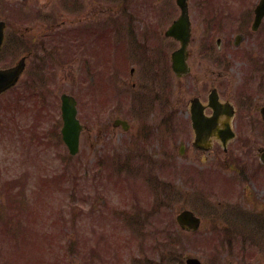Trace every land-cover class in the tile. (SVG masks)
Listing matches in <instances>:
<instances>
[{
  "label": "rangeland",
  "instance_id": "1",
  "mask_svg": "<svg viewBox=\"0 0 264 264\" xmlns=\"http://www.w3.org/2000/svg\"><path fill=\"white\" fill-rule=\"evenodd\" d=\"M108 2L118 10L119 20L123 15L127 21L130 18L139 21L132 23L136 27L137 45V40L142 42L141 39L149 37L141 48V57L152 59L154 50L151 47L157 44V40L162 41L160 51L165 53V74H162L160 62H156L153 68L163 75L164 86L159 89V85L147 76V65L135 56L131 65L126 66L119 61L117 65L121 70L110 79H103V75L94 69L95 74L87 75L86 70L80 68L85 55L72 52L68 43L65 47L67 56H64L68 57V63L60 66V61L55 60L53 73H49L45 66L39 65L41 61H37V55L42 52L37 47L22 83L0 98V112L6 114L8 125L0 140V182L6 188L3 199L0 198V264H127V257L130 264H180L174 256L195 252L204 254V250L211 248V242L216 241L214 237L218 232L206 236L201 232L193 234L181 231L175 217L185 208L211 216L209 202L228 199L224 189L234 192L238 184L234 182L229 185L216 174L202 176L193 169L195 160L187 159L186 155L179 159V142L185 134L175 124L170 125L171 128L163 126L166 118H171L174 112L171 114L173 110L170 111V105L159 107L157 92L159 89L162 94L166 83L167 86L171 84L169 91L173 92V101L199 95L211 85V81H215L214 78H219L215 73L211 76L204 73L207 67L215 72L220 70L209 59L217 62L227 57L233 63L232 73L237 75L239 60L245 58L249 68L254 67V62L264 57V47L232 45L231 42L238 36V29L230 15L229 31L217 28L216 36L224 40L221 50L214 45L208 52L201 51L196 41L190 49L192 73L178 80L173 77L170 67L171 53L179 44L173 39L162 40L161 37L164 38V32L179 11L174 8V12L162 15L161 19L155 13L165 8V4H174V0ZM194 2H190L193 41L202 40L203 37L199 35L204 34L205 28L201 20L203 13ZM17 3L0 0V18L6 19L13 31L16 28V33L32 24L31 19L18 20L13 17L20 12L17 8L29 10L33 7L42 18H53V11L59 16L62 10V7L59 10L55 7L56 2L50 4L48 0H28L24 2L25 7ZM69 3L72 8L69 23L89 28L87 24L90 21L97 19L99 22L95 18L98 9L92 7L91 0L86 6L81 3L83 9L76 3ZM225 5L231 11L238 9L237 2L233 0L226 1ZM140 21L143 30L138 27ZM51 23L47 21L45 26ZM129 25L128 22L124 24ZM129 31L134 39L133 29L129 27ZM84 37L85 44L93 42L94 45L99 40L91 32ZM28 40H32V35ZM28 48L24 44L12 48L10 54L7 53L0 60V66L14 64L29 53ZM95 49L102 50L106 55L109 51L104 44ZM121 56H126L125 51L121 52ZM147 62L151 64L149 60ZM95 67L100 68L101 64L97 63ZM130 67L136 69L134 81L130 76ZM90 68H93L92 63ZM35 70L41 71L36 74L40 76L39 79L31 76ZM204 75L205 78H200ZM91 76H94L93 81ZM133 83H137L138 87L134 88ZM25 91L32 94L36 104L31 100L26 101L30 112L19 114L23 118L20 121L18 117L14 119L15 112L18 114L15 105L19 95ZM62 93L77 98L79 118L86 128L77 156H70L59 136L58 110ZM17 119L15 125L14 120ZM116 119L128 121L133 126L132 131L127 133L122 128H114ZM51 127L57 128L58 136L48 141L44 131L48 132ZM260 127L264 128V125ZM13 129L17 136L13 134ZM32 129L39 138L37 143L30 137H25V140L18 137L20 134L25 136ZM133 139L138 140L134 151L130 149ZM19 140L23 142L18 144ZM26 144L33 151L28 159L23 157ZM196 166V170H202L198 163ZM197 192L199 195H195ZM207 193L208 197H205ZM129 208H132V213L126 218L115 213L116 210ZM160 227L166 229L161 232ZM139 228L143 230L139 232ZM139 235L144 237L142 242L138 241ZM155 242L158 244L156 249ZM255 242L264 248V237L253 239L248 244L252 251L246 255H254Z\"/></svg>",
  "mask_w": 264,
  "mask_h": 264
},
{
  "label": "flooded vegetation",
  "instance_id": "2",
  "mask_svg": "<svg viewBox=\"0 0 264 264\" xmlns=\"http://www.w3.org/2000/svg\"><path fill=\"white\" fill-rule=\"evenodd\" d=\"M11 1H18V6H24V2H26L23 0ZM48 1L50 4L56 2L55 7L58 10L62 7L59 13L64 16L61 17L59 14V18L53 11V18H42L39 16V12L35 13L33 7L29 10L23 7L17 8L20 12L12 16L18 20L31 19L32 24L24 26V28L21 27L19 33H16L15 28V31L9 33L10 40L9 38L7 40L8 36L6 35L5 42L8 41L9 48L14 49L17 48V45L24 44L25 47H30L28 48L30 51L28 54L31 55L35 54L38 48L44 49L37 55V61L40 62L45 59L46 63L53 68V59L59 60L60 66L68 63V57L64 58V56H67V54L65 55L67 43L71 44L72 52L74 51L79 55L87 54L88 48L82 40L84 30L79 25L69 23L72 20L70 17L72 8L69 1L78 4L83 9L81 3L86 6L88 0ZM195 1L193 4H197V8L203 13L204 18L201 20H203L202 23L205 28L203 29V40H194L191 41V44L198 41L201 51L208 52L214 45L221 50L224 46V40L222 37L216 36L217 28H220V30L230 28L228 21L230 15L232 21L235 19L236 29H238L236 41L239 42L240 46L250 44L253 47L260 45L264 47V17L255 28V9L261 0H238L236 14H231L228 5H225L228 0ZM190 2L191 0H189ZM111 4L108 0H91L92 7L96 6V9H98L95 18L97 17L99 22H97V19L90 21V24H87L89 28L85 27V30L88 34L93 30L96 36L99 37V40L94 42L95 48L99 45L103 46V44L109 48L107 55L102 50L96 49L94 67L97 66V63L101 64V67H95L94 70L98 71L99 75H103V79H110L113 75L119 74L121 70L117 65L119 61H122L120 64L131 65L132 58L135 56L137 60L147 65V76L157 81L159 89L162 88L165 79L161 76L165 74L164 68H166V61L163 57L165 53L160 51L162 41L157 40V44L152 46L153 48L151 47L154 50L152 59L145 56L141 57V48L144 47L145 40L149 41V37L144 35L148 39H141L142 42L137 40V45L134 30L136 27L132 23L139 21L131 18L127 21V17L125 18L123 15L119 20L117 18L118 10L111 7ZM164 6L165 8L161 9L162 12L160 10L155 11L160 19L166 13L174 12V8L179 11L176 0H174V4L168 3V6L167 4ZM47 21L52 23L45 26ZM123 22L130 24L129 27L134 32V39L129 33L128 26L120 27ZM138 25L143 30L141 21ZM29 35H32L31 41L28 40ZM163 36L164 38L161 37L162 40L173 39L179 44L174 38L166 36V31ZM199 36L202 37L203 34ZM150 41L152 40L150 39ZM234 42L235 39L231 44ZM156 48H158V51H155ZM122 51H125L126 56H121ZM153 55L155 56L153 57ZM158 55L159 57L162 55V57L159 58ZM190 57L191 51L187 59L188 73L184 76H176L170 67L173 77L179 80L192 73L193 66L189 63ZM251 59L253 60V58ZM148 60L151 63L150 65L147 62ZM209 60L220 70L215 72L207 67L204 73L209 76L215 73L219 78H214L215 81H211V85L207 86L201 94L189 96L188 99L182 97L173 101L174 107H172L173 111L171 113L174 112V115L171 117L172 119L170 118V121L163 123L165 127L167 124L180 126L185 134L179 142V159L186 155L187 159L195 160L192 164L194 165L193 169L202 173V176L209 177L216 174L219 175L221 181L229 185L234 182L238 184L234 192L224 189V194L228 199L223 198V202L215 203L213 200H209L211 204L209 212L212 215L208 216L207 220V217L205 220L202 218L203 223H201L200 228L193 232V234L201 232L206 236L218 232L214 240L225 241L227 247L223 249L209 248V250H204V254L195 252L192 256L197 257L202 264H264V249L257 248L254 255H246L251 251H247L245 244H243V240L252 238L253 232L254 237H264V231L261 235H257L261 229H264V222L257 221L259 218L264 221V128L260 127L264 125L261 114L262 109H264V57L258 58L259 61H255L254 67L250 66V68L245 58H241L237 75H235V72L232 73L231 66L233 63L227 57H222L221 61L217 62L212 58ZM156 62L161 63L164 73L161 74L159 70L153 68ZM129 72L133 81L136 80V69L130 67ZM206 75L200 78H205ZM91 78L94 79V76ZM133 87L137 88V83H133ZM159 89L157 99L159 107H161L165 106L166 94H164V89H162V94ZM195 106H197L196 116L199 117L200 123L203 125L202 130L196 129V127L193 128L192 110ZM197 163L202 170H196ZM221 164L225 168H217ZM196 187L197 185L195 189ZM195 195H199L198 192ZM205 197H208V193Z\"/></svg>",
  "mask_w": 264,
  "mask_h": 264
},
{
  "label": "water",
  "instance_id": "3",
  "mask_svg": "<svg viewBox=\"0 0 264 264\" xmlns=\"http://www.w3.org/2000/svg\"><path fill=\"white\" fill-rule=\"evenodd\" d=\"M177 2L181 8L182 14L179 20L175 23V26L171 29V33H169L181 39L183 45L186 46L190 36L188 2L187 0H177ZM4 26L5 24L0 22V47L3 41ZM22 70L23 61H21L20 64L14 68L0 70V94L16 84ZM62 99L65 121V127L63 130L64 140L69 146L71 154H76L79 145L80 125L76 119L75 103L71 97L66 95H64ZM182 217L184 220H190V213L185 212Z\"/></svg>",
  "mask_w": 264,
  "mask_h": 264
}]
</instances>
